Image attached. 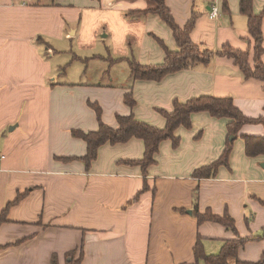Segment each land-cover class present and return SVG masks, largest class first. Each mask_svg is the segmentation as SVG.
<instances>
[{
    "label": "crops",
    "instance_id": "1",
    "mask_svg": "<svg viewBox=\"0 0 264 264\" xmlns=\"http://www.w3.org/2000/svg\"><path fill=\"white\" fill-rule=\"evenodd\" d=\"M226 1L228 14L223 0L165 3L181 28L198 16L190 35L195 44L215 52L225 45L249 51L252 65L247 17L240 13L239 0ZM147 7L146 0H0V216L19 194L29 191L0 223V264H53V259L67 264L68 256L74 252L79 259L81 250V264H193L198 238L207 255L218 254L226 241L238 238L217 223H198L193 215L196 191L202 214H228L241 238L262 234L264 156L248 158L244 140L238 139L229 168H220L214 179L192 176L223 154L227 119L194 114L192 128L176 132L177 149L171 141L161 144L156 164L147 171L149 190L132 204L144 179L141 167L128 163L143 158V141L104 145L89 172L81 160H66L86 154V144L73 137V130L99 128L92 104L99 105L103 123L111 128L117 127V116L133 114L164 129L166 120L157 110L171 112L175 101L201 96L231 97L246 117L264 121V83L245 80L227 58L217 57L207 67L160 82L130 84L126 61L106 72L110 76L126 65L123 81L60 79L52 63L56 48L78 37L91 36L96 42L113 37L124 59L133 57L143 66L163 64L165 51L159 41L172 52L178 50L171 30L158 16L129 15ZM214 7L216 17L211 16ZM253 9L260 14L264 0H255ZM262 32L264 37V21ZM109 50L103 47L104 53ZM130 85L134 109L124 101ZM241 133L264 138V123L247 125ZM263 255L264 238L250 240L237 260L256 263Z\"/></svg>",
    "mask_w": 264,
    "mask_h": 264
},
{
    "label": "trees",
    "instance_id": "2",
    "mask_svg": "<svg viewBox=\"0 0 264 264\" xmlns=\"http://www.w3.org/2000/svg\"><path fill=\"white\" fill-rule=\"evenodd\" d=\"M53 1V0H52ZM99 1V0H93ZM148 7L144 11L130 12L133 17H147L149 15L158 16L171 30L173 37L178 46V50L172 52L165 48L159 41L165 51V59L163 64L158 66H143L135 58H109L111 66L119 61H126L129 66L130 84L136 81H153L160 82L165 77L181 72L195 69L198 66H209L215 58H227L232 60L238 67L243 78L247 81L256 80L264 83V63L262 57L264 55V37L262 32V24L264 21V10L260 14H255L253 6L255 0H239L240 13L247 17V31L251 36L253 43V64L250 63V52L234 49L231 45H225L218 51H213L203 45H197L191 40V33L195 28L198 16L194 14L184 28H181L173 17L172 12L166 6L165 0H146ZM223 11L229 13V6L226 0H223ZM125 95V104L134 109L136 101L132 93V85L127 89ZM97 114L99 120V128L92 132H83L81 130H73L72 135L76 139H81L86 144V154L81 158H67V161L81 160L85 169L89 172L93 162L98 158V152L101 147L106 144L119 145L126 144L132 139H139L144 143V156L141 160L129 162V165L140 166L143 172V188L136 197L130 202H138L141 195L149 190L147 181V171L150 166L156 164L155 156L159 153L160 146L165 141H171L173 148L177 149L180 145V139L176 136V132L180 128L190 130L193 126L192 116L194 114L207 113L216 119H227L226 126L227 140L221 157L215 162L196 169L192 176L197 180L214 179L217 177L219 169L222 167L229 168L230 158L233 153L235 142L238 139L244 140L245 154L248 158H257L264 156V138L257 136L243 135L241 133L243 127L251 124H262L263 120L251 119L246 117L231 97H211L201 96L193 98L186 103L175 101L171 112L165 110H157L158 113L165 118L166 126L164 129H158L147 123L138 121L133 114L129 116H117V127L111 128L102 121V110L97 104L91 105ZM29 191L19 194L17 199L9 204L0 216V223L7 220L10 208L23 199ZM199 195L195 192L193 215L197 218L199 224L205 222H213L224 226L227 230L232 231L236 236L235 240H228L224 243L220 252L216 255H207L204 251L202 240L198 238L193 254L195 263L200 264H231V260H236V264H264V255L256 262H243L237 260L240 249L247 241H254L264 238V230L261 235L254 236L250 239L241 238L236 230L234 220L228 215L216 216L210 210L204 214L199 211L198 206ZM68 258L71 259L67 264H81L83 252L79 259L75 258V253H71ZM53 264L56 260L53 259Z\"/></svg>",
    "mask_w": 264,
    "mask_h": 264
},
{
    "label": "rangeland",
    "instance_id": "3",
    "mask_svg": "<svg viewBox=\"0 0 264 264\" xmlns=\"http://www.w3.org/2000/svg\"><path fill=\"white\" fill-rule=\"evenodd\" d=\"M94 31L95 27L93 26L92 35H94ZM90 38L88 40H81L80 37H78L73 41V44L64 42V44L56 48L57 55L52 60V63L56 72L61 75L60 79L70 82H75L77 79L82 78L89 82H104L111 79L115 82H118L119 79L123 81L124 79L122 77L124 76L122 75V71L126 70L128 72L127 66L124 64H121L120 67L113 70L110 76L106 73L111 68V64L108 62L109 58L115 60L119 59V57L123 58V56H121L122 51L120 43H115L113 37L109 39L103 38L97 42L92 41ZM103 47L104 49H110V53H104ZM102 52L103 55L101 54ZM95 55L102 56L97 59L93 58L87 60V58L94 57ZM76 57L79 59L75 60ZM104 68L106 71L103 70ZM99 73L105 76L103 80L100 79Z\"/></svg>",
    "mask_w": 264,
    "mask_h": 264
},
{
    "label": "built area",
    "instance_id": "4",
    "mask_svg": "<svg viewBox=\"0 0 264 264\" xmlns=\"http://www.w3.org/2000/svg\"><path fill=\"white\" fill-rule=\"evenodd\" d=\"M217 15H218V9L214 7V8L212 9L211 16H212V17H216Z\"/></svg>",
    "mask_w": 264,
    "mask_h": 264
},
{
    "label": "water",
    "instance_id": "5",
    "mask_svg": "<svg viewBox=\"0 0 264 264\" xmlns=\"http://www.w3.org/2000/svg\"><path fill=\"white\" fill-rule=\"evenodd\" d=\"M262 167L264 168V164H262Z\"/></svg>",
    "mask_w": 264,
    "mask_h": 264
}]
</instances>
